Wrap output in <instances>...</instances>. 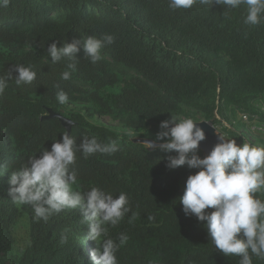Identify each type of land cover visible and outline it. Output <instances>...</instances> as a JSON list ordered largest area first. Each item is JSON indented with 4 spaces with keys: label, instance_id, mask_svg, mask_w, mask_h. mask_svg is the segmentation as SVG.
Segmentation results:
<instances>
[{
    "label": "trees",
    "instance_id": "obj_1",
    "mask_svg": "<svg viewBox=\"0 0 264 264\" xmlns=\"http://www.w3.org/2000/svg\"><path fill=\"white\" fill-rule=\"evenodd\" d=\"M224 12L199 0L175 11L168 0H10L0 7V76L16 65L31 66L37 74L31 84L9 80L0 94V255L13 248L12 228L20 216L8 195L11 172L50 151L67 132L59 119H43L52 109L73 123L77 145L85 136L117 144L112 155L77 153L73 190L100 187L114 197L127 194L136 219L129 223L130 212L108 233L113 240L120 233L129 237L118 251V264H239V257L216 250L207 222L186 215L179 202L198 169H169L168 157L175 151L160 150L159 142L147 149L128 134L93 123L108 117L155 141L163 121L192 118L254 145L238 113L258 114V102L264 107V19L249 26L243 6L227 17ZM105 34L114 35L115 42L102 50V59L91 63L81 47L71 78L63 80L68 61L53 63L47 46L82 45L88 36ZM56 85L68 94L66 104L57 101ZM116 86L118 93L109 91ZM256 143L264 146V140ZM198 154L207 156L200 149ZM255 196L264 200V189ZM28 209L31 244L13 264H92L91 253L103 238L87 239L90 227L80 208L65 209L47 222L34 219ZM149 215L155 219L149 221ZM65 230L68 240L62 244ZM252 260L264 264V259Z\"/></svg>",
    "mask_w": 264,
    "mask_h": 264
},
{
    "label": "clouds",
    "instance_id": "obj_2",
    "mask_svg": "<svg viewBox=\"0 0 264 264\" xmlns=\"http://www.w3.org/2000/svg\"><path fill=\"white\" fill-rule=\"evenodd\" d=\"M197 0H168L173 11L191 8ZM10 0H0V7H7ZM202 6L220 5L227 17L232 10L242 6L246 9L244 23L257 26L264 19V0H199ZM115 42V36L105 34L101 37L88 36L81 45L79 41L58 42L47 46V53L53 63L68 61L67 69L61 74L63 80L71 78L79 62L78 53L83 49L84 59L95 64L102 59V50ZM13 72L16 73L13 76ZM36 72L31 66L16 65L7 76H0V94L14 78L17 86L31 84L36 79ZM58 89L56 99L59 104H66L68 94ZM192 118H173L160 124V131L155 141H147V149L158 146L165 152L175 151L169 156L167 167L176 169L187 165L198 169L186 181L180 203L188 216H195L200 222L206 221V230L216 250L225 256L239 257V264H253L252 257L264 259V200L255 194L264 189V147H257L244 142L238 146L235 139L220 136V143L204 158L198 154V148L206 139L205 131L197 126ZM118 151L115 141L101 143L95 136L82 138L79 145L67 132L61 140L52 144L50 151L32 157L18 170L11 172L8 195L14 204L31 206L34 219L44 220L65 209L80 208L83 221L90 227L88 240L98 241L103 238L102 246L91 253L92 264H118L117 254L129 237L120 233L117 240L108 238L109 226L116 227L128 213H132L129 223L136 219L137 213L128 206L127 194L118 196L106 192L100 187H92L81 193L74 191L77 184V172L73 166L77 153L84 158L100 153L112 155ZM206 209L214 211L206 212ZM149 221L154 216H148ZM61 233V243H66L68 236Z\"/></svg>",
    "mask_w": 264,
    "mask_h": 264
},
{
    "label": "rangeland",
    "instance_id": "obj_3",
    "mask_svg": "<svg viewBox=\"0 0 264 264\" xmlns=\"http://www.w3.org/2000/svg\"><path fill=\"white\" fill-rule=\"evenodd\" d=\"M121 90L120 86L113 87L109 89V91H112L114 93H118ZM256 107L258 108L259 111H263L264 107L260 102L256 104ZM70 109H73L70 107ZM238 120L240 119L239 113H238ZM93 123L110 127L115 129L117 132L120 134H128L132 138V141L134 142H139L144 144L148 140H145L142 138V135L136 131H130L125 128H123L118 122L112 121L108 117H96L93 119ZM225 127L228 129H231V127L227 123H223ZM257 127L259 125L256 123ZM254 125V126H256ZM215 135L217 137H224L225 139L231 140L227 138V135L224 134L223 130L220 128V126H215ZM247 137H249L250 141L254 143V146L261 147L259 143H256L258 140H263L264 139V132L263 131H253V132H247ZM236 140V139H235ZM206 141H210V138H208ZM237 141L238 146H242V142ZM146 146V145H145ZM147 147V146H146ZM153 149V148H151ZM211 151H207L206 154H209ZM19 210H20V216L17 221V223L13 226L12 228V235L14 237L15 243L13 248L4 255H0V264H13L15 261L20 260L26 249L30 246L31 244V235H30V216H29V209L27 205H17Z\"/></svg>",
    "mask_w": 264,
    "mask_h": 264
},
{
    "label": "water",
    "instance_id": "obj_4",
    "mask_svg": "<svg viewBox=\"0 0 264 264\" xmlns=\"http://www.w3.org/2000/svg\"><path fill=\"white\" fill-rule=\"evenodd\" d=\"M48 113L49 114L47 116L43 117V119H54V118L59 119L61 121L63 127L66 129L67 133L69 134V136H71L73 123L68 118L64 117L63 115L55 113L52 109H49ZM197 126L202 128L205 131L206 136L215 134L216 128L212 122L198 123ZM218 143H220L219 137H217L216 135H213L210 138V141H205V140L202 141L200 143L198 149H200L206 153L207 151H212V149Z\"/></svg>",
    "mask_w": 264,
    "mask_h": 264
},
{
    "label": "built area",
    "instance_id": "obj_5",
    "mask_svg": "<svg viewBox=\"0 0 264 264\" xmlns=\"http://www.w3.org/2000/svg\"><path fill=\"white\" fill-rule=\"evenodd\" d=\"M239 116L241 119L240 121H242L244 124L247 125V129L249 132H253L256 130L264 132V110L263 111L258 110V114H248L241 112L239 113ZM256 123L259 125V127H257Z\"/></svg>",
    "mask_w": 264,
    "mask_h": 264
},
{
    "label": "bare ground",
    "instance_id": "obj_6",
    "mask_svg": "<svg viewBox=\"0 0 264 264\" xmlns=\"http://www.w3.org/2000/svg\"><path fill=\"white\" fill-rule=\"evenodd\" d=\"M213 135H215V134L207 135L205 141H206L208 138H211Z\"/></svg>",
    "mask_w": 264,
    "mask_h": 264
}]
</instances>
